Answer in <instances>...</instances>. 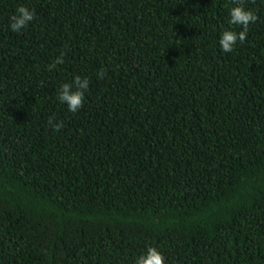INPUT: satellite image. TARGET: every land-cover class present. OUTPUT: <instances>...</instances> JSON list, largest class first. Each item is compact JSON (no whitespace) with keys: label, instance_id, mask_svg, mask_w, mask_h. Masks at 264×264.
Returning <instances> with one entry per match:
<instances>
[{"label":"trees","instance_id":"obj_1","mask_svg":"<svg viewBox=\"0 0 264 264\" xmlns=\"http://www.w3.org/2000/svg\"><path fill=\"white\" fill-rule=\"evenodd\" d=\"M243 2L259 19L222 53L231 0H0V264H133L150 246L264 264V0ZM20 4L36 18L17 34ZM75 75L73 114L57 89Z\"/></svg>","mask_w":264,"mask_h":264},{"label":"clouds","instance_id":"obj_2","mask_svg":"<svg viewBox=\"0 0 264 264\" xmlns=\"http://www.w3.org/2000/svg\"><path fill=\"white\" fill-rule=\"evenodd\" d=\"M233 6L228 8L227 26L218 36V45L222 53H232L238 44H243L248 38L249 27L257 22L259 16L256 11L247 8L243 0H231ZM35 9L24 4L16 7L15 12L9 20V30L20 34L35 20ZM239 28L240 30H235ZM65 62V53H61L48 66L49 71L57 68ZM105 71L102 69L97 73L98 79H103ZM90 80L88 77L75 75L70 81L61 82L57 89L58 101L66 105L67 110L76 114L84 105L86 93L89 90ZM48 125L54 132L63 127V123L49 117ZM133 264H167L162 251L156 247H147L142 250L133 261Z\"/></svg>","mask_w":264,"mask_h":264}]
</instances>
